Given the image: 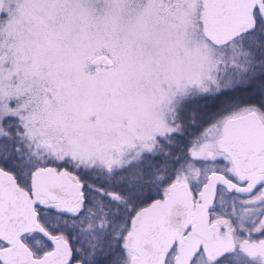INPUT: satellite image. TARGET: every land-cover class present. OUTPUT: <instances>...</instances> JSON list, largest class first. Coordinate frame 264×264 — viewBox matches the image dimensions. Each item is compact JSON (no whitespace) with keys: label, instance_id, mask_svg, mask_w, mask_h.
I'll use <instances>...</instances> for the list:
<instances>
[{"label":"snow or ice","instance_id":"obj_1","mask_svg":"<svg viewBox=\"0 0 264 264\" xmlns=\"http://www.w3.org/2000/svg\"><path fill=\"white\" fill-rule=\"evenodd\" d=\"M0 264H264V0H0Z\"/></svg>","mask_w":264,"mask_h":264}]
</instances>
